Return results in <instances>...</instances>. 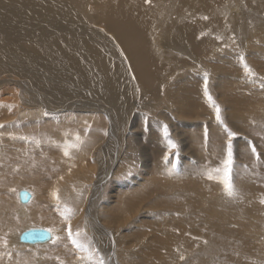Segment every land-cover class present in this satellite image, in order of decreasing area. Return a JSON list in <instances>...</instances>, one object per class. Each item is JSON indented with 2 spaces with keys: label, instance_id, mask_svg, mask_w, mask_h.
<instances>
[{
  "label": "bare ground",
  "instance_id": "obj_1",
  "mask_svg": "<svg viewBox=\"0 0 264 264\" xmlns=\"http://www.w3.org/2000/svg\"><path fill=\"white\" fill-rule=\"evenodd\" d=\"M207 29L212 32L205 33ZM252 37L257 41L243 46L250 55L248 61L253 59L251 64L264 74V0H0V116L13 121L15 116L36 118L47 113L46 117H38L36 123L31 121L29 127L20 130L27 128L20 133L24 137L43 138L41 133L46 126L60 127L57 118L62 130L65 129L63 120L70 128L76 126L83 130L89 123L91 136L81 147L91 146L94 155L111 147L117 154L115 163L123 159L120 148L129 151L131 160L146 162L142 138L153 149V156L158 155L156 162L161 166L162 157L169 150L168 139L180 147L185 145L184 139H179L171 130L174 125L170 120L215 112L204 94L205 73L213 70L217 77L220 73L228 81L227 87L234 88L235 84L228 80L229 67L231 60L241 64L239 53L243 52L235 49L236 44L238 39L243 43ZM114 41L116 45L112 44ZM207 78L209 94L216 89L215 77L212 73ZM249 87L247 83L241 89ZM246 102L240 107L249 104ZM141 103L154 115L143 114ZM238 113L243 111L239 109ZM102 114L110 118V137L105 144L101 136L106 126ZM95 137L106 147H94L89 141ZM2 139L0 163L4 164H0V176L3 174L4 178L8 171L5 165L8 148L21 147L23 142ZM54 150L51 151L57 152ZM111 169V165L105 169V175L109 176L115 168ZM21 191L27 190H20L18 198ZM32 197L31 194L30 200ZM25 204L15 202L18 207L13 206L10 212L13 218L7 222H15L16 212L24 211ZM123 206L125 211L129 210ZM23 215L27 219L28 212ZM94 222L108 237L103 241L105 244L116 243L113 254H110L111 248L108 250V259L113 264L118 260L117 255L124 264H139L138 258L132 261L135 253L129 250L133 245L129 242L131 238L128 240L118 230H108L95 218ZM185 231L198 235L192 228ZM22 233L17 238L13 235L15 247L23 250L38 247L39 244L20 243ZM167 234L165 238L154 236L150 242L155 258L162 255L165 258L164 243L180 240V236L175 239L173 233ZM50 235L48 242L55 238V233ZM198 236L203 238V234Z\"/></svg>",
  "mask_w": 264,
  "mask_h": 264
},
{
  "label": "rangeland",
  "instance_id": "obj_2",
  "mask_svg": "<svg viewBox=\"0 0 264 264\" xmlns=\"http://www.w3.org/2000/svg\"><path fill=\"white\" fill-rule=\"evenodd\" d=\"M208 32L212 31L205 30V33ZM254 41L257 39L253 37L248 42L243 40V43L238 39L235 47L243 51L239 54L247 58L248 65L256 73L254 77H247L242 65L236 64L231 58L228 80L235 84L234 88L227 87L228 81L220 73L217 77L213 70L211 73L206 72L207 76L213 73L215 77L213 87L216 89L210 93L212 100L217 98L213 101L221 109V119L228 130L236 133L232 138L234 196L226 194L223 184L219 182L222 173L215 171L223 167L229 140L224 125L216 119V112L171 119L170 124L174 125L171 130L179 139H184L185 145L180 147L177 143L176 148L167 150L161 166L156 162L158 155L153 156V149L146 146L142 138L146 162L143 159L131 160L129 151L120 148L123 161L115 163L113 159L117 154L111 147L102 153L96 151L95 155L91 146L86 149L81 147V143L91 136L89 123L84 125L83 130L76 126L70 128L67 121L63 120L65 129L62 130L57 118L61 128L46 126L41 133L43 138L39 135L24 137L20 133L27 128L20 130L46 115L36 118L15 116L13 121L0 116V121L6 120L0 122L3 125L0 127V138L7 141L20 139L23 142L20 145L22 148H8L9 157L5 163L8 171H5L4 178L3 174L0 176V228L5 227L0 232V264H84L79 259L83 253L68 240L69 226L73 232L79 229L86 233L87 240L98 249L105 264H113L108 257L117 249L113 248L116 243L110 242V246L103 242L108 237L100 232L94 218L108 230H118L128 240L131 238L129 242L133 245L129 250L135 253L131 260L136 262L138 258L141 261H137L139 264H264V203H261L264 200V74L251 64L253 59L248 61L250 55L243 46ZM112 44L108 46L112 47ZM240 44L242 46H238ZM247 83L250 87L241 89ZM247 99L251 103L246 102ZM242 102L249 104L240 107ZM253 102L254 107L251 105ZM142 107L145 108L141 103ZM239 109L243 114L238 113ZM143 114L154 115L150 109H144ZM102 116L105 117L106 126L101 136L105 144L110 137V118L106 114ZM136 129L139 130L140 126ZM98 139L95 137L89 142L94 143V147L105 148L106 145L102 146V141ZM71 145L76 146L68 147L69 154L65 155L66 146ZM253 146L260 155L259 160L251 152ZM52 148L57 152L51 151ZM166 154L168 161L164 159ZM110 165L115 169H111L112 172L107 176L105 169L110 168ZM209 173L217 178L208 179ZM105 176L107 178L102 179ZM20 190L29 191L32 200L24 205V211L16 212L15 222H7L13 218L10 214L13 206L17 208L21 204L17 197ZM123 205L129 210L125 211ZM65 207L72 210L67 220L62 215ZM26 212L27 219L23 217ZM37 228L55 233V238L61 239L54 238L38 247H27L26 250L13 245L17 234ZM185 228L194 229L196 234H203V238L187 233ZM6 229L9 232L6 233ZM166 233H173L175 239L180 236V240L164 243L165 258L163 255L159 259L155 258L150 242L154 236L165 238ZM117 259L116 264H124L118 255Z\"/></svg>",
  "mask_w": 264,
  "mask_h": 264
},
{
  "label": "snow or ice",
  "instance_id": "obj_3",
  "mask_svg": "<svg viewBox=\"0 0 264 264\" xmlns=\"http://www.w3.org/2000/svg\"><path fill=\"white\" fill-rule=\"evenodd\" d=\"M206 19V17H205ZM240 63L243 67L244 73L247 77H254L256 73L253 71V69L248 65V63L245 62L244 56H240ZM207 73H205L204 76V82H205V87H204V94L208 98L209 102L212 103L213 107L215 108L216 112V119L217 121L221 124L224 125L223 120L221 119V109L219 105H216L215 102L212 100V97L208 94V88H207ZM47 115V113H45ZM0 127H3V125H0ZM225 130L227 131V135L229 137L228 143H227V148H226V158L223 160L222 168H217L215 171L217 173H222V176L219 177V182L223 184L224 186V191L226 192L227 195L229 196H234L235 189L234 185L232 183V166L234 163L233 159V145H232V138L236 136V133L232 132L231 130L227 129V126L224 125ZM164 133L165 136H168V130H167V125L164 126ZM205 136H207V132H205ZM77 141H79V135L76 136ZM76 145H71V146H66L65 148V155H68V147H75ZM167 146L169 148V151L171 149L176 148L177 146L175 143L171 141V139H168L167 141ZM251 152L256 158L259 160L260 155L256 152V148L253 146L251 148ZM165 161H168V155L166 154L164 157ZM217 177H214L211 173L208 174V179H215ZM55 195V194H54ZM58 198V197H57ZM261 203H264V200L261 201ZM71 209L65 207L64 213L62 215L65 216V219H69L70 214H71ZM67 237L68 240L71 242L72 246L77 249L79 252L83 253L82 256L79 257V259L84 262V264H105V261L103 257L99 255L98 249H96L94 246H92L91 241L87 240L86 233L82 232L81 230L77 229L75 232L71 230V227L69 226L68 232H67ZM56 240L61 239V237H56ZM55 242V241H54ZM6 244L7 241H4ZM180 259H184L183 256L180 257Z\"/></svg>",
  "mask_w": 264,
  "mask_h": 264
},
{
  "label": "water",
  "instance_id": "obj_4",
  "mask_svg": "<svg viewBox=\"0 0 264 264\" xmlns=\"http://www.w3.org/2000/svg\"><path fill=\"white\" fill-rule=\"evenodd\" d=\"M19 199L22 203H27L31 199V194L27 191H21L19 194ZM51 239L50 232L44 229H31L28 230L20 236L21 243L24 244H44Z\"/></svg>",
  "mask_w": 264,
  "mask_h": 264
}]
</instances>
